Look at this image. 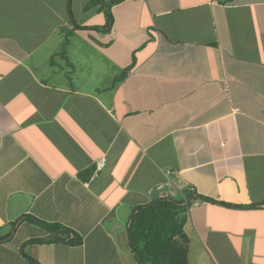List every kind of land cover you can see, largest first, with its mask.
<instances>
[{
    "label": "crops",
    "instance_id": "0c3cea01",
    "mask_svg": "<svg viewBox=\"0 0 264 264\" xmlns=\"http://www.w3.org/2000/svg\"><path fill=\"white\" fill-rule=\"evenodd\" d=\"M90 1L0 0V264H138L190 187L188 260L264 264V0Z\"/></svg>",
    "mask_w": 264,
    "mask_h": 264
},
{
    "label": "trees",
    "instance_id": "16d2710c",
    "mask_svg": "<svg viewBox=\"0 0 264 264\" xmlns=\"http://www.w3.org/2000/svg\"><path fill=\"white\" fill-rule=\"evenodd\" d=\"M121 1L111 0L108 3H103L102 0H91L88 2L85 9L96 5H104L106 8V27H92L91 29H101L103 31L109 29L113 21L110 7ZM68 14L70 19H72L71 11H68ZM74 25L76 28H79L76 24ZM84 28L82 27V29ZM133 67L134 60L131 65L123 70L119 80H123ZM189 189L185 192L186 198L189 199L187 204H183V201L176 199V197H168L157 199L148 205L139 206L134 210L128 225V235L130 250L134 254L138 264H190L188 260L189 238L186 233L190 215L188 208L194 201L229 206L223 202L198 196L195 192H190ZM181 199L183 200L182 197ZM43 225L55 233H63L67 237H71L67 241L70 245L77 246L81 244V237L67 228H63L57 224L43 223ZM53 240L61 239L46 238L33 242L46 243Z\"/></svg>",
    "mask_w": 264,
    "mask_h": 264
},
{
    "label": "built area",
    "instance_id": "2783aa9c",
    "mask_svg": "<svg viewBox=\"0 0 264 264\" xmlns=\"http://www.w3.org/2000/svg\"><path fill=\"white\" fill-rule=\"evenodd\" d=\"M103 164H104V161L103 160H101L98 163V165H97L98 170L103 166ZM189 190H190V192H194V188H190ZM182 197H183V204H187L189 202V199H187L185 195H183ZM192 206H193V208L198 207L199 206V202L194 201L192 203V205L188 208V211L189 212H191V210L193 209Z\"/></svg>",
    "mask_w": 264,
    "mask_h": 264
},
{
    "label": "rangeland",
    "instance_id": "374dc122",
    "mask_svg": "<svg viewBox=\"0 0 264 264\" xmlns=\"http://www.w3.org/2000/svg\"><path fill=\"white\" fill-rule=\"evenodd\" d=\"M170 191H171V190H170ZM173 194H174V192L171 191V192H170V195H173ZM192 208H193V206H192ZM192 208H191V209H192ZM192 230H193V227H192L191 223H189V225L187 226V229H186L187 236H188L189 240L192 239V236H193V234H194V233H192V232L190 233V231H192ZM189 262H190V264H194L193 259L190 260Z\"/></svg>",
    "mask_w": 264,
    "mask_h": 264
}]
</instances>
